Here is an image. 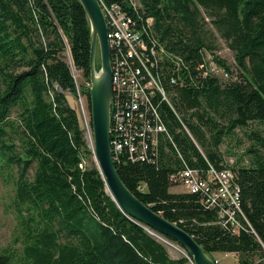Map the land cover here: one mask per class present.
Segmentation results:
<instances>
[{
    "label": "trees",
    "instance_id": "1",
    "mask_svg": "<svg viewBox=\"0 0 264 264\" xmlns=\"http://www.w3.org/2000/svg\"><path fill=\"white\" fill-rule=\"evenodd\" d=\"M101 1L119 3L138 28L152 17L154 37L181 62L177 68L166 56L153 68L177 112L155 100L169 132L157 160L116 162L121 178L213 258L234 252L240 264H264V135L246 130L249 164H229L219 151L237 128L264 123V0ZM219 38L235 53L236 76L217 54ZM208 54L228 73L226 81L205 74ZM90 63L91 25L80 0H0V177L14 184L22 227V250H0V264H192L188 252L172 257L107 192L67 95L80 90L91 113ZM210 163L234 171L239 232L199 192L171 190L172 173Z\"/></svg>",
    "mask_w": 264,
    "mask_h": 264
},
{
    "label": "built area",
    "instance_id": "2",
    "mask_svg": "<svg viewBox=\"0 0 264 264\" xmlns=\"http://www.w3.org/2000/svg\"><path fill=\"white\" fill-rule=\"evenodd\" d=\"M137 6L138 0H131ZM108 26L113 68L114 98L111 108V148L115 162L128 158L132 161H153L159 154V142L169 132L161 119L157 98L166 101L176 112L162 79L154 67L169 56L176 67L180 58L168 53L163 44L152 33L153 18L146 19L143 28L135 26L130 15L117 2L101 1ZM145 32L150 39L144 36ZM208 72L219 75L223 67L210 54L207 55ZM225 76L228 73L224 72ZM76 75V73H75ZM223 76V75H222ZM177 81L172 76L171 82ZM90 84V82H89ZM84 109V95L79 90ZM177 113V112H176ZM189 131V129L186 127ZM173 185L179 184L188 191L199 192L211 206L220 207L223 224L230 223L234 232H239L241 221L240 186L234 179L230 167L217 168L213 164L200 169L185 164L172 173ZM264 245V244H263ZM234 252H225L228 254ZM218 261V260H217Z\"/></svg>",
    "mask_w": 264,
    "mask_h": 264
},
{
    "label": "water",
    "instance_id": "3",
    "mask_svg": "<svg viewBox=\"0 0 264 264\" xmlns=\"http://www.w3.org/2000/svg\"><path fill=\"white\" fill-rule=\"evenodd\" d=\"M80 1L87 12L91 25L89 89L92 141L89 145L105 180L107 192L125 214L145 224L151 233L155 230L179 243L185 249L186 254L192 255L193 264H218L217 259L213 258L189 231L146 204L128 188L121 178L111 148V108L114 98V83L107 21L101 0ZM98 50L101 58L99 69H97L96 63ZM70 62L74 69L71 53Z\"/></svg>",
    "mask_w": 264,
    "mask_h": 264
},
{
    "label": "rangeland",
    "instance_id": "4",
    "mask_svg": "<svg viewBox=\"0 0 264 264\" xmlns=\"http://www.w3.org/2000/svg\"><path fill=\"white\" fill-rule=\"evenodd\" d=\"M217 54L220 57L224 58L231 65V68L235 72L234 76H236L238 66L236 63L235 53L229 47L227 42L222 38H219V49L217 50ZM65 58L67 60H70V53L68 51L65 55ZM96 63L97 69H99L98 66L101 65L99 50L97 51ZM75 73L79 82H85V79L80 71L75 70ZM218 74L220 78L223 79V81L227 80L225 78L226 76L224 70L223 73L220 74L218 72ZM67 95L70 103L77 108L80 114L81 123L85 130L87 140L89 144H91V113L87 106L86 97H84L83 99L85 106L83 109L80 101L79 92L77 95H75L72 92L68 91ZM254 128L256 130L259 129L264 135V123L252 122L249 128H237L235 133L231 135H226L224 137V141L220 144L219 151L221 152L225 161H227L229 164H233L237 163L240 160L241 163L249 164L250 154L247 151V148L251 146L253 142L252 139L248 137L246 130L250 131ZM171 188H176L177 190H184L183 186L179 184L172 185ZM14 195L15 191L13 182L9 179L4 178L3 176L0 177V250L5 248H14L17 252H20L22 250V241L20 240L22 236V227L18 212L14 205ZM155 237H157L159 241H161L166 246L172 257H180L182 254H184V248L176 247L166 242L163 238L158 237L157 235H155ZM214 255L218 260V264H240L238 256L236 254L230 253L226 255L223 252H218Z\"/></svg>",
    "mask_w": 264,
    "mask_h": 264
},
{
    "label": "bare ground",
    "instance_id": "5",
    "mask_svg": "<svg viewBox=\"0 0 264 264\" xmlns=\"http://www.w3.org/2000/svg\"><path fill=\"white\" fill-rule=\"evenodd\" d=\"M91 138V136H90ZM152 234H155L157 235L158 237H161L163 238L166 242L176 246V247H182L180 244L176 243L175 241L171 240L170 238L164 236L163 234L159 233V232H156L155 230H153ZM183 248V247H182Z\"/></svg>",
    "mask_w": 264,
    "mask_h": 264
},
{
    "label": "crops",
    "instance_id": "6",
    "mask_svg": "<svg viewBox=\"0 0 264 264\" xmlns=\"http://www.w3.org/2000/svg\"><path fill=\"white\" fill-rule=\"evenodd\" d=\"M171 190H173V191H180V190H177L176 188H171Z\"/></svg>",
    "mask_w": 264,
    "mask_h": 264
}]
</instances>
